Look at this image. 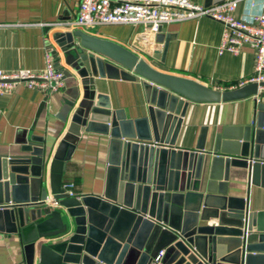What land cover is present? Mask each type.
I'll return each mask as SVG.
<instances>
[{"label": "water", "instance_id": "1", "mask_svg": "<svg viewBox=\"0 0 264 264\" xmlns=\"http://www.w3.org/2000/svg\"><path fill=\"white\" fill-rule=\"evenodd\" d=\"M64 28L55 39L84 89L71 118L76 130L55 149L30 136L0 154V233L20 238L26 264H264V209L250 210L227 190L231 168L249 169L251 183L264 189V103L251 124L216 133L210 151L207 129L193 151L175 147L189 102L243 100L264 84L212 89L158 71L114 41ZM96 79L136 83L144 114L129 119L113 109L95 94ZM67 104L66 116L74 103ZM81 132L109 140L100 195L65 193L63 173Z\"/></svg>", "mask_w": 264, "mask_h": 264}, {"label": "crops", "instance_id": "2", "mask_svg": "<svg viewBox=\"0 0 264 264\" xmlns=\"http://www.w3.org/2000/svg\"><path fill=\"white\" fill-rule=\"evenodd\" d=\"M80 1L0 0V70L42 71L45 54L52 47L56 69L72 75L64 78V87L55 93L19 85L12 93L0 96L1 155L12 154L30 136L43 139L44 144L55 149L66 133L76 130L71 118L84 100V89L82 80L65 64L55 35L65 32V25L76 18ZM192 1L218 5L213 4L214 0ZM228 1H236L235 16L243 21L250 22L261 13L262 0H225L223 3ZM83 31L124 46L158 71L192 79L212 89H236L253 75V51L243 46L236 55L219 54L222 25L208 18L162 27V42L156 40L159 32L152 34L142 25H97ZM155 54L159 59L153 58ZM95 94L106 97L113 109L123 110L129 119L144 114L145 101L136 83L96 79ZM43 102L44 107L37 116ZM68 102L74 105L66 116ZM261 102L264 103V96ZM256 104L253 97L225 103L189 102L176 149L193 151L199 135L207 129L206 151H210L214 135L223 128L252 123ZM108 149V137L81 132L66 164L63 186L72 185L74 195H100L106 179ZM250 179L249 169L231 168L228 195L245 199L252 211L264 209V189L254 186ZM0 264H26L17 235L0 233Z\"/></svg>", "mask_w": 264, "mask_h": 264}, {"label": "built area", "instance_id": "3", "mask_svg": "<svg viewBox=\"0 0 264 264\" xmlns=\"http://www.w3.org/2000/svg\"><path fill=\"white\" fill-rule=\"evenodd\" d=\"M236 1L205 6L192 0H81L76 18L65 26L84 30L97 25H142L145 30L157 34L159 29L172 24L200 18H208L222 25L218 53L238 54L243 46L250 48L254 55L252 77L240 87L255 83L264 84V0L261 13L250 22L235 16ZM54 48L45 54V67L39 72H6L0 70V96L12 93L19 85L28 89L55 93L64 87V75L54 63ZM264 96V86H259L253 96L256 103ZM256 162L247 160L248 165ZM260 164L263 161H258ZM65 193L74 196L72 185H64ZM164 251H160L157 260Z\"/></svg>", "mask_w": 264, "mask_h": 264}]
</instances>
